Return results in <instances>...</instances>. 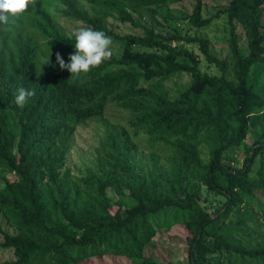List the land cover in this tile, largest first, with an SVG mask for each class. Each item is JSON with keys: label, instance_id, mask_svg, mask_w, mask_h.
I'll use <instances>...</instances> for the list:
<instances>
[{"label": "trees", "instance_id": "trees-1", "mask_svg": "<svg viewBox=\"0 0 264 264\" xmlns=\"http://www.w3.org/2000/svg\"><path fill=\"white\" fill-rule=\"evenodd\" d=\"M51 1L63 17L119 41L121 52L71 78L55 54L69 62L75 38L55 20ZM83 1L88 8L36 0L0 23V216L13 229L0 219V248L14 254L0 264H163L143 252L161 216L172 220L164 230L187 245L185 264H264V205L255 195L264 191V0H228L209 16L203 0L181 16L162 8L182 0ZM145 13L150 24L141 21ZM221 14L230 58L212 54L206 37L179 23L206 27ZM109 17L140 31L118 33ZM184 43L196 44L220 73L202 71ZM180 73L190 80L172 94L164 81ZM19 88L35 90L23 108L15 103ZM110 101L130 112L134 133L166 144L168 159L161 164L153 154L147 168L138 165L137 144L116 127L106 132L96 166L71 179L65 164L74 131ZM249 128L258 131L237 167L233 152ZM203 187L223 197L213 211L200 201ZM252 213L262 220L258 237Z\"/></svg>", "mask_w": 264, "mask_h": 264}, {"label": "rangeland", "instance_id": "rangeland-1", "mask_svg": "<svg viewBox=\"0 0 264 264\" xmlns=\"http://www.w3.org/2000/svg\"><path fill=\"white\" fill-rule=\"evenodd\" d=\"M79 1H81L80 4L82 7H89L88 3L84 2L83 0ZM203 1L205 2L202 11L203 16H209L216 11L217 6L226 4L228 0ZM193 5L194 0H182L169 4L167 7L162 8V11L169 12L175 16H181V13H190ZM49 6L53 10V16L55 20L63 27L67 34H71L74 29L81 27V22L69 20L62 16L61 12L58 10L61 5L58 4L57 1H51ZM134 16L137 17L136 14ZM141 21L145 24H150V18L146 13L141 17ZM108 22H110V28L118 33H132L140 31L139 28L133 27L128 22H120L119 20L113 19L111 17L108 18ZM179 23L183 30L187 31L189 34L196 33L206 37L210 42L209 50L212 54L218 58H230L228 43L226 41V35L228 33L229 27L224 14H221L209 26L206 27L196 28L190 26L186 20H183ZM236 30L240 40V45L242 46L245 44V37L239 24L237 25ZM111 39L113 41L111 46L112 51L115 55H118L121 52L122 44L112 37ZM184 46L196 54L199 60V66L202 71H205L209 74L220 73L219 69L215 65L209 64L205 61L204 56L196 44L184 43ZM189 80V74L180 73L164 81L163 86L165 88H169L173 94L186 87ZM130 115L131 114L128 110H125L116 105L115 102L110 101L107 102L102 115L89 118L77 125L73 134L71 147L67 153L65 164L71 179L75 180L86 176L88 169L90 167L94 168L96 166L97 157L98 154L101 153V144L105 139L106 132L114 130L116 127H125L132 139L137 144L135 157L138 165L147 168L149 166L150 156L153 154L159 158L161 164H165L170 154L169 147L162 142H150V140L142 131H139L137 134L134 133V127L129 123ZM257 131V129L249 128L247 136L244 139L242 145L238 146L234 150L233 154L235 158L238 159V161L235 163L237 167L242 165L245 157V149L253 144ZM200 152L202 159L207 162L210 153L208 145L202 143L200 145ZM2 184L3 180L0 178V186ZM109 194L113 199H116V196L113 192L109 191ZM255 195L257 196L259 203L261 202V204L264 205V191H256ZM204 198H207V203L203 201ZM222 200V196L215 194L214 192H209L204 187L202 188L200 193V201L203 205L206 204V206H211L208 207V210L213 211L216 206L220 205ZM253 207L256 208V204H253ZM0 219L3 227L12 232L13 229L5 223L1 216ZM170 221H172L170 216L165 218L164 216H161L158 222L153 221V225L155 228H157V232L154 236V241L145 246L143 252L145 255H149L153 259L159 260L163 264H185L187 261V245L179 236L164 230L165 225ZM248 223L252 228H254V230H256V237L263 234L262 220L257 216V214L252 213L249 216ZM12 258H14L12 250L0 248V262Z\"/></svg>", "mask_w": 264, "mask_h": 264}, {"label": "clouds", "instance_id": "clouds-1", "mask_svg": "<svg viewBox=\"0 0 264 264\" xmlns=\"http://www.w3.org/2000/svg\"><path fill=\"white\" fill-rule=\"evenodd\" d=\"M36 0H0V23L7 24L9 16L19 17L23 15L29 6H35ZM75 38V51L70 54L69 62H65L59 52L56 55V63L61 70H68L71 78H78L81 74L89 73L93 68L99 67L105 60L112 57V39L103 31L90 27H78L69 37ZM50 54L42 59V65L50 63ZM35 96V90L19 88L15 97V103L23 108L29 98Z\"/></svg>", "mask_w": 264, "mask_h": 264}, {"label": "water", "instance_id": "water-1", "mask_svg": "<svg viewBox=\"0 0 264 264\" xmlns=\"http://www.w3.org/2000/svg\"><path fill=\"white\" fill-rule=\"evenodd\" d=\"M219 213V212H218ZM218 213L214 214V216L218 215Z\"/></svg>", "mask_w": 264, "mask_h": 264}]
</instances>
